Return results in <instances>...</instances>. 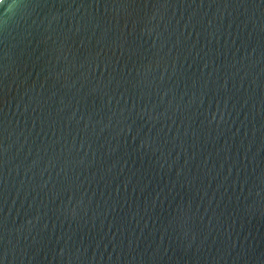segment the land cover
Instances as JSON below:
<instances>
[{"label": "water", "instance_id": "water-1", "mask_svg": "<svg viewBox=\"0 0 264 264\" xmlns=\"http://www.w3.org/2000/svg\"><path fill=\"white\" fill-rule=\"evenodd\" d=\"M0 264H264V0H0Z\"/></svg>", "mask_w": 264, "mask_h": 264}]
</instances>
